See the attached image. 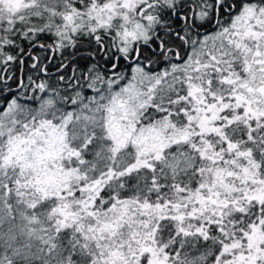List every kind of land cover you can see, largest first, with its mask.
I'll return each instance as SVG.
<instances>
[{
	"label": "snow or ice",
	"instance_id": "snow-or-ice-1",
	"mask_svg": "<svg viewBox=\"0 0 264 264\" xmlns=\"http://www.w3.org/2000/svg\"><path fill=\"white\" fill-rule=\"evenodd\" d=\"M0 264H264V0H0Z\"/></svg>",
	"mask_w": 264,
	"mask_h": 264
}]
</instances>
